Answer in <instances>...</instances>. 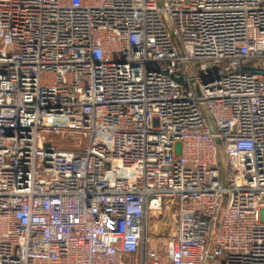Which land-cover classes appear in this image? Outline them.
Instances as JSON below:
<instances>
[{
	"label": "built area",
	"instance_id": "obj_1",
	"mask_svg": "<svg viewBox=\"0 0 264 264\" xmlns=\"http://www.w3.org/2000/svg\"><path fill=\"white\" fill-rule=\"evenodd\" d=\"M213 235L264 264V0H0V264H205Z\"/></svg>",
	"mask_w": 264,
	"mask_h": 264
},
{
	"label": "rangeland",
	"instance_id": "obj_2",
	"mask_svg": "<svg viewBox=\"0 0 264 264\" xmlns=\"http://www.w3.org/2000/svg\"><path fill=\"white\" fill-rule=\"evenodd\" d=\"M158 216L159 215H156L154 213L151 214L149 213L147 216V224H148V229L154 234V237L158 239V241L156 242H161L162 244V241L171 231L168 227L166 229V227L161 223V218Z\"/></svg>",
	"mask_w": 264,
	"mask_h": 264
},
{
	"label": "water",
	"instance_id": "obj_3",
	"mask_svg": "<svg viewBox=\"0 0 264 264\" xmlns=\"http://www.w3.org/2000/svg\"><path fill=\"white\" fill-rule=\"evenodd\" d=\"M185 69H186L187 74H191V68L189 67L188 64H185ZM177 80L180 83L185 84V81L181 77L177 78ZM224 202L225 201H223L221 203V206H220V208H219V210L217 212V216H216V219H215V228L218 226V224L220 222V218H222L221 217V212H222V209H223ZM162 223H163V221H162ZM213 239H214V235L212 236L211 241L209 243V247H208L209 249H208V254H207V258H206L205 264H209L210 259H211V253H212V247H213Z\"/></svg>",
	"mask_w": 264,
	"mask_h": 264
}]
</instances>
